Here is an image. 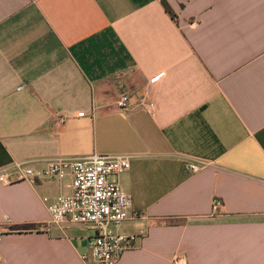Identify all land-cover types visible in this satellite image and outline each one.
<instances>
[{"label": "crops", "instance_id": "0c3cea01", "mask_svg": "<svg viewBox=\"0 0 264 264\" xmlns=\"http://www.w3.org/2000/svg\"><path fill=\"white\" fill-rule=\"evenodd\" d=\"M92 155L132 157L118 264H264V0H0V264H96L70 176L5 179Z\"/></svg>", "mask_w": 264, "mask_h": 264}, {"label": "built area", "instance_id": "2783aa9c", "mask_svg": "<svg viewBox=\"0 0 264 264\" xmlns=\"http://www.w3.org/2000/svg\"><path fill=\"white\" fill-rule=\"evenodd\" d=\"M116 106L122 112L130 111L128 93L121 94ZM63 123L64 119L61 118ZM206 163L191 164L189 171L197 172ZM132 167V157L92 155L78 159L58 157L51 160L47 167L35 171L23 163L14 166L13 176H6L8 182L26 180L31 183L49 181L65 176L71 177L72 193L60 196L49 205L53 223H70L90 227L95 236L89 242V254L83 255L85 261L96 264H118L123 254L135 250L136 242L144 234L125 235L116 228L128 221L142 216L133 211L130 195L124 192L121 177ZM49 201L47 198L44 200ZM217 201L215 207H219ZM176 260L174 264H179Z\"/></svg>", "mask_w": 264, "mask_h": 264}, {"label": "trees", "instance_id": "16d2710c", "mask_svg": "<svg viewBox=\"0 0 264 264\" xmlns=\"http://www.w3.org/2000/svg\"><path fill=\"white\" fill-rule=\"evenodd\" d=\"M165 8L167 9L168 13H171L172 17L175 18V15L172 14L171 9L168 7V5L164 2Z\"/></svg>", "mask_w": 264, "mask_h": 264}]
</instances>
